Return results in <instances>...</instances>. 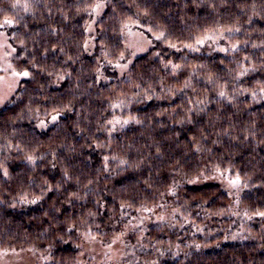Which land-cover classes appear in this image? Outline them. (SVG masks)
<instances>
[{"label":"trees","instance_id":"1","mask_svg":"<svg viewBox=\"0 0 264 264\" xmlns=\"http://www.w3.org/2000/svg\"><path fill=\"white\" fill-rule=\"evenodd\" d=\"M96 1L0 0L8 53L29 73L0 107V249L80 264L90 233L123 235L127 264H264V0H106L89 54ZM126 23L154 45L102 81L105 63L124 60ZM219 30L234 51L165 63L175 44ZM115 115L127 121L113 127ZM216 169L239 177L237 200L185 187L183 216L147 217L184 178Z\"/></svg>","mask_w":264,"mask_h":264},{"label":"rangeland","instance_id":"2","mask_svg":"<svg viewBox=\"0 0 264 264\" xmlns=\"http://www.w3.org/2000/svg\"><path fill=\"white\" fill-rule=\"evenodd\" d=\"M25 4L26 2H23ZM106 7V0H97L91 7V18L89 19L86 27L87 40L85 48L87 53H93L96 47L95 36L93 27L95 21L102 15ZM93 32V33H92ZM6 27L0 25V107L5 105L10 98L15 94L20 85V81L25 77L16 69L13 64L8 50L9 35ZM125 41V52L123 54L124 60L115 66H109L105 63V68L101 70L100 77L104 78L102 81H115L120 79L127 72L128 67L133 62L134 58L145 53L153 47L155 38L135 27L130 23H126L122 27L121 32ZM8 35V37H7ZM238 47V41L233 40L227 35L224 30L208 33L207 35L199 37L193 44H175L177 49L176 53L171 54L165 63L171 66L174 70L181 67L179 58L186 56L192 50H205V51H221L224 53L232 52ZM120 114V113H118ZM56 118V117H55ZM127 118V117H125ZM54 116L49 119H41L38 121L37 126L46 128L53 122ZM115 115L112 122L113 127L123 124L127 119ZM207 185H218L237 200L238 194L241 192L243 183L238 176L230 175L227 171L213 170L211 174H202L194 178H184L181 183V188L170 189L167 191L158 205L153 208L146 209L148 218H163L168 217L172 213L183 216L180 206L185 200L183 197L185 187H202ZM171 210V211H170ZM187 220V219H186ZM191 225V224H190ZM192 226V225H191ZM193 227V226H192ZM194 234L204 233L203 230L195 228ZM88 236V237H87ZM85 237V238H84ZM84 240L81 242L82 256L80 264H127L131 253H133L131 242H128L123 235H118L111 241H105L101 237L91 236L90 233L83 235ZM45 259L41 253L31 248H2L0 249V264H44Z\"/></svg>","mask_w":264,"mask_h":264},{"label":"snow or ice","instance_id":"3","mask_svg":"<svg viewBox=\"0 0 264 264\" xmlns=\"http://www.w3.org/2000/svg\"><path fill=\"white\" fill-rule=\"evenodd\" d=\"M5 23H6V24H12L13 21H12V20H9V19H6V20H5ZM21 74L24 75V76L29 75V73H28L27 71H25V72H23V73H21ZM221 95H223V93H221ZM54 119H55V117H54ZM29 159H31V158H29ZM5 175H7L6 172H5ZM260 215H264V213H260Z\"/></svg>","mask_w":264,"mask_h":264}]
</instances>
